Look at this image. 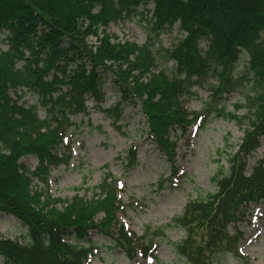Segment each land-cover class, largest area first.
I'll return each instance as SVG.
<instances>
[{"label":"trees","instance_id":"1","mask_svg":"<svg viewBox=\"0 0 264 264\" xmlns=\"http://www.w3.org/2000/svg\"><path fill=\"white\" fill-rule=\"evenodd\" d=\"M136 16L148 32L141 45L106 32L110 23ZM174 30L182 37L161 47L159 37ZM244 54V71L236 73ZM105 74L122 103L140 106L148 137L170 167L177 137L202 116L228 117L245 126L228 170L213 177L216 190L188 202L174 220L185 237L173 247L188 264H215L220 253L249 264L237 251L242 234L236 225L250 205L264 202V162L249 175L244 163L264 137V0H0V213L26 229L16 240L0 236L2 264H88L94 250L90 231L128 258L149 256L153 241L117 222L124 207L110 174L89 199L75 195L60 201L46 189L30 188L32 179L47 188L51 169L68 163L60 147L76 128L71 118L87 114V101L97 106L105 101ZM206 83L210 101L200 113L187 111L192 89ZM247 86L244 104L227 114L226 98ZM10 90L20 92L16 100ZM25 93L37 102L20 104ZM122 103L107 111L115 122L122 119ZM241 108L246 113L239 117ZM27 155L37 161L34 171L20 163ZM136 162L130 151L127 167Z\"/></svg>","mask_w":264,"mask_h":264},{"label":"rangeland","instance_id":"2","mask_svg":"<svg viewBox=\"0 0 264 264\" xmlns=\"http://www.w3.org/2000/svg\"><path fill=\"white\" fill-rule=\"evenodd\" d=\"M138 12H142V8ZM144 24L140 16H136L128 21L109 24L106 32L115 34L121 41L141 45L148 36ZM181 37L174 30L162 34L159 44L170 48ZM2 48L5 49L4 46ZM247 61L244 54L236 73L244 71ZM104 79L105 101L97 106L89 100L87 114L71 118L76 128L68 132L64 145L60 147L61 153L69 156L68 163L51 169L47 188L37 179H32L31 191L46 189L52 199L60 201L70 200L75 195L89 199L104 176L110 174V180L117 183V198L124 207V213L117 216L118 221L134 235L145 236L148 242L153 241V254L146 259L128 258L106 237L91 231L88 239L94 251L88 263L187 264L173 247L185 237L184 230L176 226L174 220L182 216L188 202L205 198L216 190L213 177L220 169L228 170L229 156L238 152L245 126L228 117L204 115L184 136L177 137L175 164L170 167L169 161L148 137L140 106L122 103L111 75L105 74ZM248 89V86L242 87V92H233L226 98L223 105L227 114L235 111L236 104H244V94ZM192 92L193 96L185 101V107L189 112L200 113L210 101L208 84L195 86ZM9 95L16 100L20 92L10 91ZM18 101L32 105L37 102V96L25 93ZM120 103L122 119L115 122L107 111ZM38 113L44 117L43 109H39ZM245 113L243 108L236 111L239 117ZM130 151L134 152L137 161L132 168L127 167ZM261 161L264 162V138L260 140L259 148L244 159L245 174L249 175ZM20 163L29 171H34L37 166L36 159L30 155L21 158ZM96 217L99 220L101 215ZM238 229L243 234L237 246L240 254L249 260V264H264V202L249 206ZM233 230V226H229V231ZM25 231L15 218L0 213L1 237L16 240ZM215 261V264H241L228 253L218 254Z\"/></svg>","mask_w":264,"mask_h":264}]
</instances>
